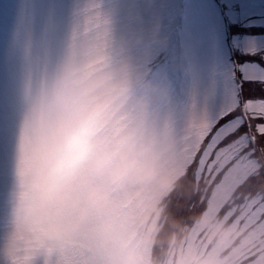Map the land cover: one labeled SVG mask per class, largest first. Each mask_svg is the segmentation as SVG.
Listing matches in <instances>:
<instances>
[{
    "label": "clouds",
    "instance_id": "obj_1",
    "mask_svg": "<svg viewBox=\"0 0 264 264\" xmlns=\"http://www.w3.org/2000/svg\"><path fill=\"white\" fill-rule=\"evenodd\" d=\"M82 7L67 5L55 47L45 16L13 76L0 264H264V204L205 208L191 228L170 217V193L187 173L179 131L155 113L121 5L108 0L98 12L110 23L95 29L87 21L97 13Z\"/></svg>",
    "mask_w": 264,
    "mask_h": 264
},
{
    "label": "rangeland",
    "instance_id": "obj_2",
    "mask_svg": "<svg viewBox=\"0 0 264 264\" xmlns=\"http://www.w3.org/2000/svg\"><path fill=\"white\" fill-rule=\"evenodd\" d=\"M107 2L0 0V144L13 76L22 62L29 34L37 33L44 26L47 16L52 31L51 42L55 47L63 30L60 17L67 5L79 3L85 16L97 13L87 21L95 29L110 23L108 17H102L98 12ZM117 2L121 5V31L130 38L128 54L146 75V91L153 97L155 113L158 117H166L170 127L179 131V149L186 167L205 138L218 128L202 156L200 166L201 172L206 170L211 173L214 188L208 210L226 211L232 206L240 208V201L234 202V197L228 206L222 208L225 204L222 193L225 188L231 191L229 202L235 189L252 174H259L264 184V162L251 142L254 134L247 131L234 137L227 146L219 148L214 157L212 150L218 141L245 123L240 114L243 106L249 112L264 113V104L260 103L264 99H247V96L241 95L231 53L232 42L242 53L260 54L264 51V33L252 36L237 34L228 42L225 17L235 28L264 26V0H225V15L216 0ZM137 36L143 38L137 40ZM241 69L250 82L264 85V66L259 62L244 63ZM249 90L246 84L244 92ZM243 99L256 103L245 105ZM186 112L192 118L190 130L188 121L184 119ZM227 116L228 119L223 122ZM201 124L203 127H200ZM257 125L264 131V121H258ZM193 137L196 138L194 142ZM229 162L230 167L221 176L223 167ZM207 183L210 187L211 184ZM253 195L240 194L238 197L245 198L241 206L257 212L264 199L260 194ZM193 232L198 239L199 229L195 228Z\"/></svg>",
    "mask_w": 264,
    "mask_h": 264
},
{
    "label": "trees",
    "instance_id": "obj_3",
    "mask_svg": "<svg viewBox=\"0 0 264 264\" xmlns=\"http://www.w3.org/2000/svg\"><path fill=\"white\" fill-rule=\"evenodd\" d=\"M182 200L177 201L175 207H176V215H178L179 210H182V214L185 218L190 216V213L193 211L194 206H192V200L193 196L195 195L193 193V190L191 188L183 189L182 191ZM174 220L176 221L177 218L175 217Z\"/></svg>",
    "mask_w": 264,
    "mask_h": 264
},
{
    "label": "snow or ice",
    "instance_id": "obj_4",
    "mask_svg": "<svg viewBox=\"0 0 264 264\" xmlns=\"http://www.w3.org/2000/svg\"><path fill=\"white\" fill-rule=\"evenodd\" d=\"M255 103H256V101H253V100H248V101L244 102L245 105H250V104H255ZM260 103L264 104V100H261ZM238 106H239V104H238ZM252 118L257 119V120H264V113L253 115Z\"/></svg>",
    "mask_w": 264,
    "mask_h": 264
}]
</instances>
